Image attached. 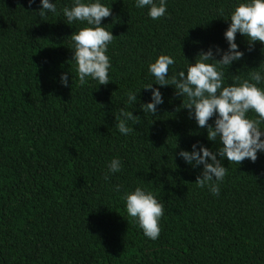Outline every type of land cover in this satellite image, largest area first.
Returning a JSON list of instances; mask_svg holds the SVG:
<instances>
[{
  "label": "trees",
  "instance_id": "1",
  "mask_svg": "<svg viewBox=\"0 0 264 264\" xmlns=\"http://www.w3.org/2000/svg\"><path fill=\"white\" fill-rule=\"evenodd\" d=\"M56 2L57 14L42 19L32 12L39 0L31 8L28 0H0V264H264V153L255 163L225 160L213 196L195 184L202 167L172 155L177 143L218 147L189 119L174 88L160 89L165 102L155 117L139 104L126 107L139 116L129 135L115 127L125 93L154 82L148 65L158 56H173L178 72L209 46L227 48L225 20L236 0H167L157 20L135 0H102L112 7L102 24L114 36L107 85L79 83L71 35L85 25L66 24L61 10L72 0ZM236 42L245 56L223 69L225 85L264 61V45L249 53L244 37ZM64 72L68 88L59 83ZM150 96L142 90L138 100ZM114 157L122 171L105 181ZM137 186L164 205L155 241L121 199Z\"/></svg>",
  "mask_w": 264,
  "mask_h": 264
},
{
  "label": "clouds",
  "instance_id": "2",
  "mask_svg": "<svg viewBox=\"0 0 264 264\" xmlns=\"http://www.w3.org/2000/svg\"><path fill=\"white\" fill-rule=\"evenodd\" d=\"M36 3L37 0H28V7ZM135 7L147 8V15L157 20L166 16L167 0H135ZM61 11L66 24L79 22L85 25L71 35L73 55L69 62H73L79 83L84 85L90 78L99 85L109 84L112 65L107 52L114 36L102 21L112 15V7L102 0H72L71 6H65ZM32 12L38 13L42 19L49 14L56 15L57 2L39 0L38 11ZM225 21L229 22L223 34L227 48L209 46L206 51L198 53L194 63L188 61L178 72L174 69L176 61L173 56H158L148 65L154 82L143 85L142 89H129L125 93L124 106L114 115L116 129L127 136L133 132L129 122L135 123L139 116L134 115V111H127L126 107L134 105L136 108L139 104V111L155 117L159 106L165 102L160 89L174 88V95L182 98L181 108L188 110L189 119H193L198 128L206 129L207 140L218 147L212 150L197 141L187 150L177 143L178 151L172 155L174 160L177 157L182 159L193 170L202 167L195 184L202 189L207 188L213 196L220 194V184L227 173L225 160L239 165L246 159L255 163L258 154L264 153V87L259 86L264 84V61L259 68L249 72L247 79L236 78L228 85L224 83L223 70L231 68L245 56V51L236 42L237 34L246 39L249 53L257 43L264 45V0H236L229 19ZM261 51L264 52V48ZM170 67L173 68L171 74ZM72 81L74 83L73 77ZM59 83L62 87H70L69 72L61 73ZM142 90L151 93L148 102L138 100ZM249 113H255L256 118H249ZM122 167L118 157L112 158L107 164L105 181L120 173ZM114 191L120 193L122 186L116 185ZM121 199L127 215L137 223L143 235L157 240L164 205L142 186L124 190Z\"/></svg>",
  "mask_w": 264,
  "mask_h": 264
}]
</instances>
